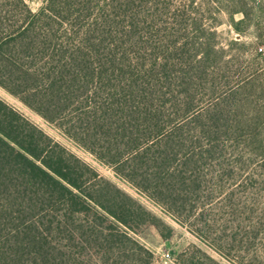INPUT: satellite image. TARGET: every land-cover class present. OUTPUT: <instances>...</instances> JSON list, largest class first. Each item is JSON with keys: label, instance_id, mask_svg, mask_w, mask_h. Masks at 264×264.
<instances>
[{"label": "trees", "instance_id": "trees-1", "mask_svg": "<svg viewBox=\"0 0 264 264\" xmlns=\"http://www.w3.org/2000/svg\"><path fill=\"white\" fill-rule=\"evenodd\" d=\"M172 2L48 0L33 12L0 0V88L221 255H248L264 224L239 192L241 159H226V114L193 124L216 33L189 16L193 3L179 14ZM146 225L165 237L163 221L0 99V264H152L132 236Z\"/></svg>", "mask_w": 264, "mask_h": 264}, {"label": "rangeland", "instance_id": "rangeland-1", "mask_svg": "<svg viewBox=\"0 0 264 264\" xmlns=\"http://www.w3.org/2000/svg\"><path fill=\"white\" fill-rule=\"evenodd\" d=\"M47 1L26 0L33 12H39ZM172 1V9L179 11V14L183 9L190 10V3H193L195 10L191 11L189 16L200 19L209 33H216L211 39V45L221 50L218 69L210 76L209 85L196 95L192 115H197L198 118L193 124L209 125V118L217 112L224 111L226 114L227 119L222 123L225 130L229 129L222 138L226 146L225 156L232 163L241 159L240 167L235 169L237 176L242 173L239 181L244 182L239 192L259 226L258 223L264 224V149H260V144L264 146V0ZM233 22L236 23L237 29ZM189 32L194 35L195 29L190 26ZM0 99L163 221L168 228L162 229L164 238L153 225L143 226L132 233V236L152 253V264H186L191 258L196 259L198 264H248L253 254L260 255L264 263V241L257 242L248 255L234 251L232 259H227L199 239L188 226L177 222L162 207L118 177L112 168L100 163L2 88ZM247 176H254L255 182L251 183ZM223 212L224 214L210 213L211 218L226 217V212ZM249 216L246 214L243 217L247 219ZM194 222L192 220L191 224ZM225 223H228V219ZM221 224L224 223L221 221ZM247 229H250L249 225ZM216 235H220L219 231ZM262 235L264 236V233ZM167 253L172 256L170 262L165 261L164 256ZM184 254L186 257L182 258ZM242 258H245V263Z\"/></svg>", "mask_w": 264, "mask_h": 264}, {"label": "built area", "instance_id": "built-area-1", "mask_svg": "<svg viewBox=\"0 0 264 264\" xmlns=\"http://www.w3.org/2000/svg\"><path fill=\"white\" fill-rule=\"evenodd\" d=\"M164 258L166 262H170L172 260V256L170 253L165 254Z\"/></svg>", "mask_w": 264, "mask_h": 264}]
</instances>
